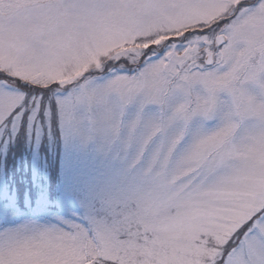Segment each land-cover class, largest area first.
Returning <instances> with one entry per match:
<instances>
[{
	"label": "snow or ice",
	"instance_id": "snow-or-ice-1",
	"mask_svg": "<svg viewBox=\"0 0 264 264\" xmlns=\"http://www.w3.org/2000/svg\"><path fill=\"white\" fill-rule=\"evenodd\" d=\"M0 264H264V0H0Z\"/></svg>",
	"mask_w": 264,
	"mask_h": 264
},
{
	"label": "rangeland",
	"instance_id": "rangeland-1",
	"mask_svg": "<svg viewBox=\"0 0 264 264\" xmlns=\"http://www.w3.org/2000/svg\"><path fill=\"white\" fill-rule=\"evenodd\" d=\"M26 158L29 159V164L27 166L30 170L27 171L24 164L25 175L30 177H37L42 180V171L45 164L43 155L39 157H34L31 153H25L24 155L25 162L27 160ZM27 172H29L30 174L28 175ZM25 183H27V181H25Z\"/></svg>",
	"mask_w": 264,
	"mask_h": 264
},
{
	"label": "trees",
	"instance_id": "trees-1",
	"mask_svg": "<svg viewBox=\"0 0 264 264\" xmlns=\"http://www.w3.org/2000/svg\"><path fill=\"white\" fill-rule=\"evenodd\" d=\"M29 157V156H28ZM27 160H26V162H25V159H24V164H25V168H26V170L28 171V170H30L29 168H28V164H29V159L28 158H26ZM27 174L29 175L30 173L29 172H27Z\"/></svg>",
	"mask_w": 264,
	"mask_h": 264
}]
</instances>
